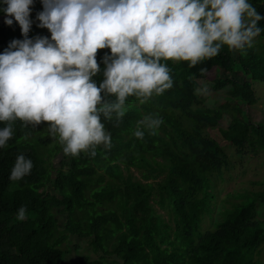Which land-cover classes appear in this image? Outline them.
<instances>
[{"label": "trees", "instance_id": "1", "mask_svg": "<svg viewBox=\"0 0 264 264\" xmlns=\"http://www.w3.org/2000/svg\"><path fill=\"white\" fill-rule=\"evenodd\" d=\"M250 3L264 14V0ZM30 8L27 36H50L46 28L37 27L41 0H33ZM5 17L0 12V52L13 39L24 38L14 18L8 25ZM258 24L264 28V20ZM109 51L97 49L101 67V58ZM257 52L252 46L243 50L222 46L216 56L195 66L183 60L162 61L169 67L172 87L143 101L128 97L125 114L118 121L115 117L104 121L111 133L110 147L97 146L95 156L63 154L55 171L46 166L41 152L57 141L44 131L47 121L35 127L11 121L13 135L0 149V213L7 215L0 223V264H63L67 251L61 246H69L74 236L89 239L96 252L114 255L121 264H258L255 255L264 242V221L255 218L254 200L237 206L213 229L202 230L211 177L230 165L223 145L209 132L225 122L223 138L238 153L264 149V126L243 118L244 105L257 101L250 79L264 82V56ZM213 70L217 77L210 87L227 91L226 102L218 107L208 106L194 93ZM236 72L249 79L237 80ZM94 79L102 77L97 74ZM146 114L160 116L162 123L155 135L146 131L142 139L136 138L132 133ZM35 136L34 143L29 141ZM21 153L33 167L22 179L10 180L15 157ZM133 167L142 172V179L134 178ZM257 197L264 204V188ZM108 204L113 208L101 211ZM21 205L26 217L17 220ZM156 205L167 210L168 221ZM57 214L66 217L63 225ZM43 233L53 235L48 246L38 241ZM106 256L80 255L72 264H107Z\"/></svg>", "mask_w": 264, "mask_h": 264}, {"label": "clouds", "instance_id": "2", "mask_svg": "<svg viewBox=\"0 0 264 264\" xmlns=\"http://www.w3.org/2000/svg\"><path fill=\"white\" fill-rule=\"evenodd\" d=\"M33 0H0L5 23L14 20L23 39H13L0 52V149L13 135L11 121L35 127L50 122L63 152L96 155L107 149L111 133L104 121L125 114L130 96L147 100L173 85L162 61H188L195 66L218 54L250 47L264 28V14L250 0H41L37 27L50 36L29 38ZM11 17V18H9ZM110 51L97 63V49ZM200 72H204L201 68ZM99 74L102 79H94ZM207 84L194 89L208 95ZM114 99H108L109 96ZM162 118L146 114L133 136L155 135ZM32 161L15 157L10 180L30 173ZM26 217L21 205L16 219Z\"/></svg>", "mask_w": 264, "mask_h": 264}, {"label": "rangeland", "instance_id": "3", "mask_svg": "<svg viewBox=\"0 0 264 264\" xmlns=\"http://www.w3.org/2000/svg\"><path fill=\"white\" fill-rule=\"evenodd\" d=\"M257 53L264 56V36H257L254 38V42L251 45ZM235 78L239 81H246L249 77L245 76L242 72H236ZM217 77V71L213 70L208 74L207 78L201 81V84H207L209 92L208 95H201L205 103L210 107H218L227 100V91L214 90L210 87L209 83ZM252 88L255 91L257 101L253 105H244L243 118L245 122L251 124H261L264 126V82L258 80H251ZM50 122L45 124L44 131H47L46 126ZM227 125L222 122L220 126L210 131V135L221 142L225 151L230 157V165L223 170L220 174H214L211 177V189L210 200L207 212L202 218V230L213 229L216 224L223 221L228 215L234 211L239 205L248 206L254 200L255 218L257 220L264 221V204L257 197V193L264 188V149H259L257 152L249 151L244 154L237 152L236 148L223 138L221 131L226 129ZM40 134V136H44ZM36 137H31L29 141L33 142ZM63 145L58 139L53 144L47 147H42L41 152L45 160V164L49 169H54L58 165V161L63 154ZM68 155V154H67ZM132 173L134 178L142 179V172L133 167ZM125 175L129 174L128 171H124ZM146 181L145 179H143ZM151 178L149 181H152ZM96 186H98L96 184ZM112 205L108 204L101 207V211H108ZM113 208V207H112ZM158 213H160L165 220L168 221L167 210L162 209L159 205H156ZM7 219V215L0 213V223ZM57 220L59 225H63L66 221V217L62 214H57ZM51 233H43L39 236L41 244L48 246L52 240ZM77 245L78 247H74ZM67 251L63 264H72L80 255H89L93 259H98L102 256H106L104 251L96 252L89 239H81L78 237H71V244L67 246L65 243L61 246ZM111 250L110 247H108ZM255 261L258 264H264V242L261 244L255 255ZM107 264H121V260L114 255L106 256Z\"/></svg>", "mask_w": 264, "mask_h": 264}]
</instances>
